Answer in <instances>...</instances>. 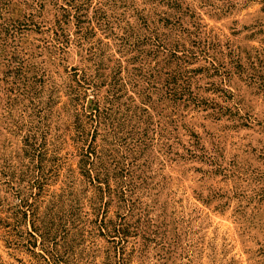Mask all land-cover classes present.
I'll list each match as a JSON object with an SVG mask.
<instances>
[{
    "label": "rangeland",
    "instance_id": "rangeland-1",
    "mask_svg": "<svg viewBox=\"0 0 264 264\" xmlns=\"http://www.w3.org/2000/svg\"><path fill=\"white\" fill-rule=\"evenodd\" d=\"M77 1L89 31L70 12L59 46L64 0H0L24 23L0 56V264H264V0ZM83 77L143 131L115 147L130 212L81 167ZM118 220L125 242L101 227Z\"/></svg>",
    "mask_w": 264,
    "mask_h": 264
},
{
    "label": "trees",
    "instance_id": "trees-1",
    "mask_svg": "<svg viewBox=\"0 0 264 264\" xmlns=\"http://www.w3.org/2000/svg\"><path fill=\"white\" fill-rule=\"evenodd\" d=\"M37 1V2H36ZM37 4L40 0H35ZM68 8L60 6L62 11L61 16L59 15L55 18V27L57 36V41L59 46L64 45L65 41L59 38L65 37V19L70 12H74L76 21L78 24L79 37L85 39L88 28L84 29L81 27V5L77 0H64ZM4 7L0 6V56L7 54L5 50L6 40L4 36L8 35L10 31L17 29L20 24L24 25L22 21L18 19L11 20L1 15ZM30 15V14H29ZM24 18L29 20L24 15ZM27 24V23H26ZM61 48V47H60ZM13 60L17 59L18 52L16 50H11L8 52ZM6 59L5 57H2ZM19 66L21 63H18ZM168 73H166L167 75ZM102 75H97V77ZM155 79L158 80L157 85L161 88L159 74H156ZM151 78V76H150ZM176 76L171 77L169 80L165 78L161 81L166 88V92L174 97H178L179 90L173 86ZM156 81H153L155 83ZM88 89H93L96 91L94 97L89 105H81L83 96L87 95ZM158 89V88H157ZM100 87L98 80L96 79H86L83 77L82 81L78 84V90L75 92V96L72 98L74 106L76 105V115L80 117V122L77 126L74 140L77 143L82 144V160L80 162L81 167L84 169L94 183V186L99 190L100 195L103 199V204L107 201H113L116 199L117 206L119 208H124L128 212L132 210L134 201L132 199V194L134 193V183L133 178L130 174V170L126 167H134L133 157L129 155L119 154L118 150L115 148L118 145L123 144L127 148H130V152L138 148L137 142L142 143L141 135H143L142 130H136L135 127L131 126L130 119L132 115L125 114L120 110L117 105V96L113 88L109 89L107 95L100 96ZM82 106L79 110L78 107ZM98 138L100 143H96ZM134 140V141H132ZM131 141L134 142L132 147H129ZM144 143H142L143 145ZM140 146V148L142 147ZM122 218L119 217V220ZM112 222L111 229L108 228V223L105 226L102 224L101 227L112 233L114 238H119L121 242H125L126 238L129 236V228L131 224L125 222L124 220ZM123 257L118 259V263L122 264Z\"/></svg>",
    "mask_w": 264,
    "mask_h": 264
}]
</instances>
